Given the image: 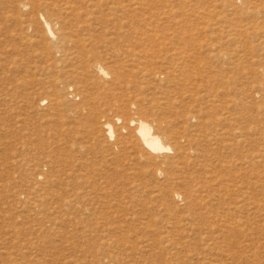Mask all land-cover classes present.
<instances>
[{
	"label": "rangeland",
	"instance_id": "obj_1",
	"mask_svg": "<svg viewBox=\"0 0 264 264\" xmlns=\"http://www.w3.org/2000/svg\"><path fill=\"white\" fill-rule=\"evenodd\" d=\"M0 264H264V0H0Z\"/></svg>",
	"mask_w": 264,
	"mask_h": 264
},
{
	"label": "bare ground",
	"instance_id": "obj_2",
	"mask_svg": "<svg viewBox=\"0 0 264 264\" xmlns=\"http://www.w3.org/2000/svg\"><path fill=\"white\" fill-rule=\"evenodd\" d=\"M48 28L51 29L50 24L48 23ZM51 31V30H50ZM52 33V31H51ZM101 70L104 72V69L100 67ZM107 74V73H106ZM93 119V118H92ZM134 124H137V132L139 135L140 140L142 141L143 145L149 149L151 152L158 153V152H167L171 149V147L165 144L158 134L155 132L154 126L145 119H139L138 121L135 119L133 121ZM109 134H114L113 126L108 124ZM160 128V127H159Z\"/></svg>",
	"mask_w": 264,
	"mask_h": 264
}]
</instances>
